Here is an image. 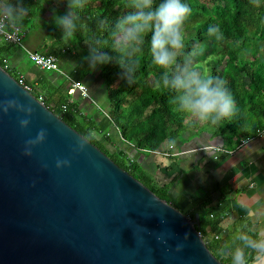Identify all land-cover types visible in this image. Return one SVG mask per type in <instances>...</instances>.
<instances>
[{
  "label": "trees",
  "instance_id": "obj_1",
  "mask_svg": "<svg viewBox=\"0 0 264 264\" xmlns=\"http://www.w3.org/2000/svg\"><path fill=\"white\" fill-rule=\"evenodd\" d=\"M184 2L192 9L184 25V51L202 49V54L195 57L194 66L202 73L225 79L236 101L234 114L219 125L198 122L178 111L170 102L172 94L156 87L163 70L151 61L150 35L145 37L143 52L137 57L138 68L133 84H127L121 76V69L114 63L101 66L96 71L89 70L83 60L88 54L87 43L95 37H102L107 41L105 47L111 46L108 32L96 31V21L104 19L110 26L131 10L128 0H89L81 13L86 27L78 32L75 42L61 39L62 33L53 20V9L55 14L63 15L67 10L66 2L23 0L30 13L21 28L25 33L32 29L42 30L44 51L38 52L54 55L64 74L39 69L36 80H22L29 86V91L51 111L61 115L65 123L157 197L194 220V226L210 252L222 264H230L229 259L220 255L219 249L237 229H251L250 219L241 216L229 229L220 232L218 223L225 217L224 208L214 212L209 200L203 199L193 209L185 210L180 205L181 199H175L170 192L173 181L160 182L145 163L133 160L125 153L120 154L121 145L128 143L145 159L149 158V162L159 154L170 155V147L181 146L190 128L196 129L197 133L208 130L212 137L223 138L225 149L232 151L264 129V0L255 4L252 0ZM209 26H218L222 39L210 36ZM14 48L18 47L0 37V65L19 80V74L9 65ZM105 51L115 55L111 49ZM68 78L84 84L88 90L99 84V94L105 96V107L96 104L98 94L89 95V100L78 91L69 93ZM96 105L98 107L93 111ZM195 214H198L197 221Z\"/></svg>",
  "mask_w": 264,
  "mask_h": 264
},
{
  "label": "water",
  "instance_id": "obj_2",
  "mask_svg": "<svg viewBox=\"0 0 264 264\" xmlns=\"http://www.w3.org/2000/svg\"><path fill=\"white\" fill-rule=\"evenodd\" d=\"M9 99L31 103L34 112L22 130L23 113L0 110V264H222L194 220L118 166L0 65V102ZM40 129L47 130L46 141L26 156L25 142ZM124 153L138 162L143 157L128 143ZM58 159L69 160L70 167L58 169Z\"/></svg>",
  "mask_w": 264,
  "mask_h": 264
},
{
  "label": "clouds",
  "instance_id": "obj_3",
  "mask_svg": "<svg viewBox=\"0 0 264 264\" xmlns=\"http://www.w3.org/2000/svg\"><path fill=\"white\" fill-rule=\"evenodd\" d=\"M57 2H66L67 6L63 15L55 14L53 9V20L62 33L61 39L75 42L78 32L86 27L81 13L89 0ZM252 2L255 4L258 0ZM128 6L131 10L119 16L110 26L104 19L96 21V31H107L111 46L105 47L107 41L102 37H95L87 43L88 54L83 60L89 70L96 71L101 66L114 63L121 69V76L127 84H133L138 68L137 57L143 52L145 37L150 35L151 61L163 70L156 87L172 94L170 102L176 109L198 122L210 125H219L228 120L234 114L236 101L227 81L202 73L194 66L195 57L202 54V49L184 51V25L192 13L190 5L184 0H160L159 3L157 0H128ZM29 13L30 9L23 0H0V34L17 33ZM208 34L222 39L218 26H209ZM105 49H111L115 55ZM0 110L5 114L10 110L23 113L24 118L19 120L22 130L29 127L34 112L31 103L24 104L18 99L0 102ZM46 137L47 130L40 129L35 138L25 142L24 154L31 156V149L43 144ZM84 143L80 146L83 147ZM56 167H70V161L58 159ZM177 250L182 251V248ZM219 253L229 259L230 264H264V232L254 233L250 228L237 229L221 245Z\"/></svg>",
  "mask_w": 264,
  "mask_h": 264
},
{
  "label": "crops",
  "instance_id": "obj_4",
  "mask_svg": "<svg viewBox=\"0 0 264 264\" xmlns=\"http://www.w3.org/2000/svg\"><path fill=\"white\" fill-rule=\"evenodd\" d=\"M43 37L42 30L32 29L24 37V48L11 52L9 65L26 81L36 80L39 69L33 65L21 69L16 63L21 54L27 57V51H41ZM184 138L181 146L170 147V155L159 154L149 162L142 154L140 162L160 182L173 181L170 192L181 199L185 210L203 199L209 200L214 212L224 208L220 232L241 216L250 219L252 230L264 232V132L248 137L230 153L214 152L227 147L223 138L212 137L208 130L197 133L190 128Z\"/></svg>",
  "mask_w": 264,
  "mask_h": 264
},
{
  "label": "built area",
  "instance_id": "obj_5",
  "mask_svg": "<svg viewBox=\"0 0 264 264\" xmlns=\"http://www.w3.org/2000/svg\"><path fill=\"white\" fill-rule=\"evenodd\" d=\"M26 33L25 31L20 28L17 33H5V34H0V37L7 43H11L18 48H24V37ZM27 58L28 60L33 64L34 67L41 69V70H47V71H55L59 72L61 74H64L63 71L59 68V62L58 59L54 55H46L37 51H27ZM4 62H6L4 60ZM69 80V93L74 94L76 91L80 92L82 96L90 99L89 94H88V89L87 87L79 82H76L70 78ZM18 82L22 84L26 89L29 90V86L25 85L22 77L19 76ZM264 132V129L263 131ZM247 140V139H246ZM215 153H220V152H226L230 153L231 151H227L226 149L222 148H215ZM167 155V154H165Z\"/></svg>",
  "mask_w": 264,
  "mask_h": 264
},
{
  "label": "rangeland",
  "instance_id": "obj_6",
  "mask_svg": "<svg viewBox=\"0 0 264 264\" xmlns=\"http://www.w3.org/2000/svg\"><path fill=\"white\" fill-rule=\"evenodd\" d=\"M48 14L49 13L47 12V15ZM42 51H44V50L42 49ZM10 56H12V55H10ZM16 65L18 67H20L21 69H26V68L32 66V63H30V61L28 60V58L26 57V55L21 54L20 57H19L18 62L16 63ZM98 89H99V84H96L94 86V88H92L91 90H88V94L91 95V96H94V95H97L98 94V97L95 96L97 98L96 104L105 107L104 106L105 105V96L102 93L99 94L100 91ZM97 107H98L97 105L96 106H93V109L92 110L93 111L94 110L96 111ZM90 112H91V110H90ZM122 146H123V144L121 145V148H122ZM146 160H149V158H146Z\"/></svg>",
  "mask_w": 264,
  "mask_h": 264
}]
</instances>
